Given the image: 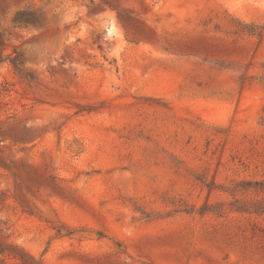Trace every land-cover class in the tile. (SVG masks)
Masks as SVG:
<instances>
[{
	"label": "rangeland",
	"instance_id": "rangeland-1",
	"mask_svg": "<svg viewBox=\"0 0 264 264\" xmlns=\"http://www.w3.org/2000/svg\"><path fill=\"white\" fill-rule=\"evenodd\" d=\"M264 0H0V264H264Z\"/></svg>",
	"mask_w": 264,
	"mask_h": 264
},
{
	"label": "trees",
	"instance_id": "trees-1",
	"mask_svg": "<svg viewBox=\"0 0 264 264\" xmlns=\"http://www.w3.org/2000/svg\"><path fill=\"white\" fill-rule=\"evenodd\" d=\"M259 79L264 82V64ZM259 125L264 129V115H262ZM252 190L254 192H264V182L262 181H242L236 182L229 192L235 194L240 191L241 193ZM235 210L245 212H259L264 211V200H238L235 199L232 203Z\"/></svg>",
	"mask_w": 264,
	"mask_h": 264
}]
</instances>
